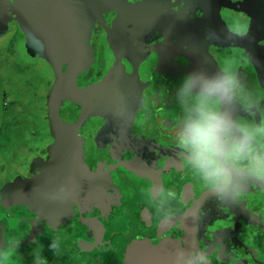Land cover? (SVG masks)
Returning a JSON list of instances; mask_svg holds the SVG:
<instances>
[{"label": "flooded vegetation", "instance_id": "flooded-vegetation-1", "mask_svg": "<svg viewBox=\"0 0 264 264\" xmlns=\"http://www.w3.org/2000/svg\"><path fill=\"white\" fill-rule=\"evenodd\" d=\"M48 1L10 0L0 13V44L34 46L21 64L41 74L44 94L29 112L41 147L26 148L8 134L16 100L0 84V264H35L37 247L48 264H129L136 248L163 264H175L178 248L206 251L210 264H264V181H249L233 200L212 196L178 146L175 99L186 73L229 67L264 108V0ZM50 7L79 13L74 55L61 51L57 59L45 47L41 32L55 26L45 25ZM55 92L84 159L81 189L57 210L49 205L70 197L65 186L75 180L61 174L74 169L72 162L44 165L49 146L65 136L63 127L56 128L58 139L52 136ZM16 146L21 157L14 159ZM63 151L73 159L70 148L57 156ZM37 199L41 212L31 208ZM190 209L196 215L185 220ZM169 213L176 217L163 221Z\"/></svg>", "mask_w": 264, "mask_h": 264}, {"label": "clouds", "instance_id": "clouds-1", "mask_svg": "<svg viewBox=\"0 0 264 264\" xmlns=\"http://www.w3.org/2000/svg\"><path fill=\"white\" fill-rule=\"evenodd\" d=\"M175 99L181 108L178 146L212 196L233 200L249 181H264V108L235 70L225 67L210 73L203 67L194 69L177 86ZM236 105L252 119L242 118ZM258 113L259 122L255 119ZM183 215L187 220L196 213L190 209ZM175 217L169 213L162 220ZM50 248L59 255L58 240L53 239ZM174 260L175 264H210L209 253L199 248H178ZM34 261L48 264L40 247L34 252Z\"/></svg>", "mask_w": 264, "mask_h": 264}, {"label": "rangeland", "instance_id": "rangeland-1", "mask_svg": "<svg viewBox=\"0 0 264 264\" xmlns=\"http://www.w3.org/2000/svg\"><path fill=\"white\" fill-rule=\"evenodd\" d=\"M53 16L45 17V25H55L51 30L42 31V35H44V39L47 40V45L45 47L49 48L51 46V52L54 51V54L57 53V59L62 58L58 52H66V54L71 55L70 51L73 49V55L75 54V46L79 42V35L77 30L79 29V25L77 23L79 18V13L74 11L66 10L62 15L57 13V10L54 11ZM48 14V13H46ZM57 17L61 18V21H57ZM40 40V36L38 35ZM10 39H14L10 38ZM50 41V42H48ZM5 45L0 44V84L1 87L8 86L12 89V93L15 97L16 103L15 108L13 109L14 117L10 121V129L8 130V134L11 138L16 139V143L24 144L26 148L38 149L41 147L40 141H37L35 135L30 132L31 118L29 117V112L34 109L38 102L36 99L38 97H44L43 91L41 92L38 77L40 78L41 74H37V70L33 72L31 66H26L23 62V59H27V53H31L34 49L32 48H22L17 45V41H13V43H9L8 40H5ZM13 46H15V50L13 51ZM28 47V46H27ZM46 49V48H45ZM73 57V61H74ZM28 67V68H27ZM61 68L60 66L58 67ZM63 70V68L61 69ZM46 85L42 83L41 86ZM261 90V89H260ZM259 92L261 93V91ZM1 101V100H0ZM21 102V107L17 102ZM37 107V105H36ZM23 108V109H22ZM5 126L3 127V129ZM44 129H42L43 131ZM2 131H0L1 135ZM8 137V138H10ZM13 143L14 140H13ZM2 144V143H1ZM4 145V144H3ZM3 147H8V145H4ZM18 146L12 148L10 150V155H14V159L21 157V148ZM24 148V151L26 150ZM6 155V153H3ZM27 155V154H26ZM32 204L31 208L33 211L41 212L40 201L33 200L30 202ZM43 213V212H42ZM133 260H129V264L132 263Z\"/></svg>", "mask_w": 264, "mask_h": 264}, {"label": "water", "instance_id": "water-1", "mask_svg": "<svg viewBox=\"0 0 264 264\" xmlns=\"http://www.w3.org/2000/svg\"><path fill=\"white\" fill-rule=\"evenodd\" d=\"M10 0H0V13L3 14V10H2V6H3V3L5 2H9ZM32 1V0H31ZM55 1V0H54ZM21 4H25L24 3V0H20ZM4 3V4H5ZM49 4V6H57L58 3L60 4L59 0L58 1H55L53 2L52 1H48L47 2ZM19 9V8H18ZM20 10H21V7H20ZM56 10V8H51L47 11L49 16H53V13H55L54 11ZM57 13H59L57 11ZM62 14V13H61ZM1 17V15H0ZM97 17H101L100 15H98ZM96 18V17H95ZM57 21H61V18L57 17ZM86 21H90L88 19H86ZM92 21H94V19H92ZM147 27H149V25H147ZM152 50H149V53H148V57L150 58V52ZM149 58H144L142 61H146V59H149ZM153 66V64H152ZM153 67H148L146 68V71H149V70H152ZM52 95H56V92L51 94L50 95V100H51V109H50V120H51V125H52V136L54 137V139H58L59 136L57 135L56 133V128L58 127H63V129H65V136L63 138H59V141L58 142H53L50 146H49V151L51 153V157L49 160H47L44 165L46 166H57V165H61V163H63V165L65 166H68L71 162V165L73 164L74 165V169L71 170V171H65L62 174V176L64 177V180L65 182H68L70 179H72L74 177V180H75V185H73V187H71L69 189V184L65 186V190H67V192L69 193V195H71L70 197H67V198H64V199H61V201H54L52 204H50L49 206H53V210H57V207L58 209L60 208V206L64 205L66 206V204L68 205L70 203V201L72 200L71 198L76 195L77 196V193L79 192V190L81 189V186H82V169L80 168L78 170V167L81 166V164L84 162V159H83V156L80 155V156H77V152L75 150H77L78 148V143L76 142V136L74 135L75 133V129H72V127L70 125H65L60 117V114H59V106H58V101L56 99V96H52ZM60 142V143H59ZM73 149V151H75V155L72 156V160L69 158L70 154L67 153L66 151H63V154L60 155V156H57V151L58 150H68V149ZM74 154V152H73ZM59 174V175H61ZM53 175H56L55 173H53ZM56 178V177H55ZM55 185H53L54 187ZM39 187H41V185H39ZM64 189V187H62ZM74 193V194H73ZM71 199V200H70ZM64 202V203H63ZM42 207V206H41ZM43 208V207H42ZM65 208V207H64ZM68 210V209H67ZM147 247H149L148 245H145V246H142V250H145ZM140 249L139 248H136L134 250V253L132 254V258H133V261L138 263V264H141V263H148V262H151L153 264H163V263H160L159 261L157 260H154L152 259L151 257L149 259H147V257H144V259L142 257H140V253H139ZM148 254V253H146ZM168 254V252H159L158 255L160 257H164ZM145 255V254H144ZM146 258V259H145Z\"/></svg>", "mask_w": 264, "mask_h": 264}]
</instances>
